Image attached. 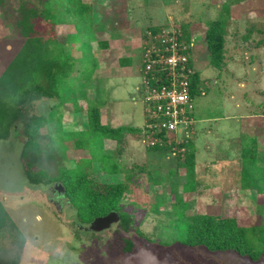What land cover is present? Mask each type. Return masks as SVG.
I'll return each mask as SVG.
<instances>
[{
	"label": "rangeland",
	"instance_id": "obj_1",
	"mask_svg": "<svg viewBox=\"0 0 264 264\" xmlns=\"http://www.w3.org/2000/svg\"><path fill=\"white\" fill-rule=\"evenodd\" d=\"M64 2L52 0L51 5L57 12L56 35L64 40L74 70L70 82L60 89L65 94L75 89L78 107L71 103L59 106L62 129L56 131V119L41 126L39 149L29 152L30 157L22 155L26 141L22 123L0 139V202L8 215L0 232V262L216 264L204 249L181 245L186 225L183 218L210 212L237 217L248 227L264 221V191H258L256 184V188L239 192L242 154L255 140L258 164L264 163V0H240L228 10L225 0H82L93 6L92 28L75 20ZM4 4L10 11L17 6L15 0H4ZM218 17L226 19L224 61L219 68L210 62L204 36L207 22ZM179 25H186L194 35L195 45L188 55L203 88L194 94L190 111L196 121L186 138L195 155L189 176L191 165L179 166L178 162V157H185L186 146L173 153L182 147L173 142L175 149L160 153L150 149L143 138L139 64L150 42V30L145 32L149 26L160 33ZM116 27L121 30L119 38H110L106 30ZM96 28L102 35L94 40ZM22 36L6 23L0 10V73L23 44ZM100 40H107L106 46H101ZM125 59L130 63H121ZM54 102L37 100L30 113L47 114ZM90 102L99 104L103 125H129L139 132L126 133L122 145L96 135L87 147L78 149L74 140L88 134L86 108ZM177 137L184 138L180 133ZM91 153L93 160L82 166L91 180L126 186L119 201L129 217L126 229L117 221L102 231L82 230L72 202L63 192L54 191L61 181L34 184L27 178L28 169L40 167L48 177H57L61 170L75 168L74 161L90 158ZM246 154L250 178L258 180L260 169L251 165ZM112 165L116 172L105 170ZM218 254L222 264H253L233 251ZM255 264H264V256Z\"/></svg>",
	"mask_w": 264,
	"mask_h": 264
},
{
	"label": "trees",
	"instance_id": "obj_2",
	"mask_svg": "<svg viewBox=\"0 0 264 264\" xmlns=\"http://www.w3.org/2000/svg\"><path fill=\"white\" fill-rule=\"evenodd\" d=\"M64 1L65 5H69V7H66L68 12L75 15V20L92 28L95 15L91 13L93 10L91 4L82 2V0ZM239 1L225 0V10H228L232 4ZM15 2L17 6L11 7L10 11V8L7 5L5 6L4 0H0V10L5 16L6 23L11 25V28L19 30L24 38L23 44L0 73V139L7 138L11 129L22 123V132L26 137L22 155L28 157L31 154L29 152L39 149L38 135L40 134V127L56 119L55 129L56 131L61 130L62 125L59 121L62 120V115L60 118V114H58L59 106L66 103L76 105L78 99L75 89L71 90L72 93L70 94H65L60 89L64 83L70 82L68 77L74 70V60L70 57L68 48L64 47L62 37L56 35L57 12L51 5L52 0H15ZM71 7H74V9H70ZM14 13H16L15 18L10 19L9 16ZM225 25L226 19L222 17L210 20L207 22L204 35L210 62L217 68L221 67L224 61ZM179 26H177L181 30L179 39L185 42L191 41L194 37L193 33L189 34L188 29L185 28L186 25ZM156 28L149 26L148 29L155 34L158 32ZM143 51L145 52V49ZM191 62L192 60H190ZM121 63L129 64L130 60L125 59ZM96 65L95 62L91 68L92 71ZM142 65L143 63L139 67V69L141 68L140 72ZM199 84V71H196L192 76L191 85L194 94L200 93L199 89H203ZM41 99H54L55 102L50 106L47 114L42 112L30 113L33 103ZM99 108V104L95 102L88 104L86 108L88 134L84 138H75L74 145L78 149L87 147L92 137L96 135H104L122 145L126 133L139 132L138 129L129 125L118 127L103 125ZM180 145L186 146L187 150L184 158L178 157L179 166L181 164L191 165L187 171L189 176L195 163L193 145L192 142L188 141ZM170 148V145L168 147L155 145L150 149L164 153L170 151ZM257 149L255 140L250 147L245 148L243 151L239 192L256 188V184L258 191H264V163L261 166L258 164ZM92 154H90V158H80V161H74L77 164L75 168L61 170L57 177H48L46 170L40 167L35 171L28 169L26 171L27 178L30 183L34 184L50 183L55 180L61 181L64 187L63 194L76 208V222L78 224L89 226V223L96 216L105 215L111 210H115L120 215L118 221L126 229L129 224V217L119 206V201L126 191V186L123 182L98 184L91 180L89 173H86L82 166H87L93 160ZM245 154L249 157L252 166L259 167L261 176L258 177V180L250 178L249 163L246 162ZM106 157L108 156H104V158ZM105 170L114 173L116 172V166L112 165L110 169L105 168ZM183 220L186 225L183 244L181 245L187 248L204 249L206 251L204 254H212L216 264H222L218 253L229 251L235 252L239 257L245 258L253 264L264 256V234H260L264 230H262L264 221L248 227L243 225L237 217L210 212L186 215ZM7 223L8 215L0 202V230H3ZM130 247L131 241L128 243L127 249L129 250ZM18 263V260H13L12 264ZM0 264L10 263L2 261Z\"/></svg>",
	"mask_w": 264,
	"mask_h": 264
},
{
	"label": "built area",
	"instance_id": "obj_3",
	"mask_svg": "<svg viewBox=\"0 0 264 264\" xmlns=\"http://www.w3.org/2000/svg\"><path fill=\"white\" fill-rule=\"evenodd\" d=\"M150 34V42L145 47L141 70V95L145 120L144 142L149 146L165 143L175 149L184 150L190 131L196 121L190 113L194 108V93L191 90L192 76L197 71L190 63L193 40L179 39L181 30L174 27L168 31ZM163 32V33H162ZM159 34V35H158ZM177 133L184 138L177 140ZM186 140V141H185ZM176 142L175 145H171Z\"/></svg>",
	"mask_w": 264,
	"mask_h": 264
},
{
	"label": "water",
	"instance_id": "obj_4",
	"mask_svg": "<svg viewBox=\"0 0 264 264\" xmlns=\"http://www.w3.org/2000/svg\"><path fill=\"white\" fill-rule=\"evenodd\" d=\"M57 188L64 189L61 182L56 183ZM120 218V215L117 211L111 210L109 213L101 216H96L90 223L89 229L92 231H102L109 228L113 223L117 222Z\"/></svg>",
	"mask_w": 264,
	"mask_h": 264
},
{
	"label": "crops",
	"instance_id": "obj_5",
	"mask_svg": "<svg viewBox=\"0 0 264 264\" xmlns=\"http://www.w3.org/2000/svg\"><path fill=\"white\" fill-rule=\"evenodd\" d=\"M126 14V13H125ZM128 23H129V21H128ZM129 25L131 26V23H129ZM96 27V26H95ZM119 28H120V26H119ZM118 27H116V28H112V29H108V30H106L107 31V33L109 34V36H110V38H111V36H113L112 38L113 39H116V38H119V34H120V32L119 31H121L120 29H119ZM103 30V29H102ZM148 31H149V29H147ZM97 34H96V38L94 39V40H97V39H99L98 38V36L99 35H102V34H100L101 32H98V31H100V28L98 29V28H96L95 30H94ZM143 31V30H142ZM99 33V34H98ZM103 33V32H102ZM149 34H153L151 31H149ZM100 44H101V46H106V44H107V40H100ZM130 48V47H129ZM125 49V48H124ZM104 50V49H103ZM126 50V49H125ZM122 51V50H121ZM128 52V51H127ZM127 55H129V54H127ZM141 64V63H140ZM140 64H139V67H140ZM129 68H130V70H132V71H134L133 70V67H131V64L128 66ZM141 69V68H140ZM134 73V72H133ZM140 74H141V72H140ZM125 77V76H124Z\"/></svg>",
	"mask_w": 264,
	"mask_h": 264
},
{
	"label": "flooded vegetation",
	"instance_id": "obj_6",
	"mask_svg": "<svg viewBox=\"0 0 264 264\" xmlns=\"http://www.w3.org/2000/svg\"><path fill=\"white\" fill-rule=\"evenodd\" d=\"M55 190H56L58 193H62V192L64 191V189L61 190V188H57V187H56V184L54 185V191H55ZM80 228H81L82 230H89V231H90L88 225H80Z\"/></svg>",
	"mask_w": 264,
	"mask_h": 264
}]
</instances>
